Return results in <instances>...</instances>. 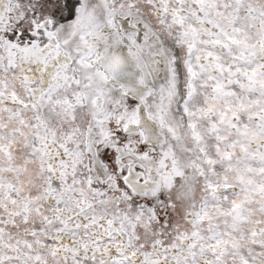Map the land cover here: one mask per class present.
<instances>
[{
  "label": "snow or ice",
  "instance_id": "obj_1",
  "mask_svg": "<svg viewBox=\"0 0 264 264\" xmlns=\"http://www.w3.org/2000/svg\"><path fill=\"white\" fill-rule=\"evenodd\" d=\"M0 264H264V0H0Z\"/></svg>",
  "mask_w": 264,
  "mask_h": 264
}]
</instances>
